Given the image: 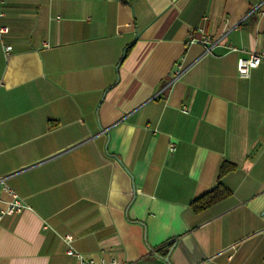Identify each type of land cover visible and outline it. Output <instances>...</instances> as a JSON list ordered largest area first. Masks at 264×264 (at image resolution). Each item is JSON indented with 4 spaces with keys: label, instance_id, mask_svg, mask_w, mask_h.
Returning <instances> with one entry per match:
<instances>
[{
    "label": "crops",
    "instance_id": "crops-1",
    "mask_svg": "<svg viewBox=\"0 0 264 264\" xmlns=\"http://www.w3.org/2000/svg\"><path fill=\"white\" fill-rule=\"evenodd\" d=\"M260 1L4 0L0 264H264Z\"/></svg>",
    "mask_w": 264,
    "mask_h": 264
},
{
    "label": "built area",
    "instance_id": "built-area-1",
    "mask_svg": "<svg viewBox=\"0 0 264 264\" xmlns=\"http://www.w3.org/2000/svg\"><path fill=\"white\" fill-rule=\"evenodd\" d=\"M257 8L260 10L261 13H264V0H261L260 3L257 5ZM6 15V12L4 10V0H0V36L3 35L5 32L8 31V27L3 23V19ZM205 41L209 43H213V41L209 38L206 37ZM212 45L208 48V50H212ZM13 47L12 45H6L5 46V53L7 55L10 54L12 51ZM232 50H238L237 47L233 46L231 47ZM263 58V53H257V52H252L250 53L249 56L247 57H240L238 59L237 63V68H238V73L242 77H247L250 75V72L253 68L257 67ZM184 111L187 109L184 108ZM170 149L174 150L175 145L171 144ZM5 189L10 192L12 195V200L7 203V206L1 210V215L4 213L8 214H13L22 211V209L25 207L24 202L22 199L14 192L10 187H8L5 183V177L0 176V190ZM71 235H68V239L71 240ZM70 255H73L77 257L82 264H104V260H96L93 258H88L86 257L83 253L75 250L74 248H69L67 251ZM204 264V263H201Z\"/></svg>",
    "mask_w": 264,
    "mask_h": 264
},
{
    "label": "trees",
    "instance_id": "trees-1",
    "mask_svg": "<svg viewBox=\"0 0 264 264\" xmlns=\"http://www.w3.org/2000/svg\"><path fill=\"white\" fill-rule=\"evenodd\" d=\"M235 168L236 164L234 163L228 161H224L222 163L217 185L191 201V207L195 212L206 209L213 204L227 198L231 194V190L223 184L222 178L226 173L234 170Z\"/></svg>",
    "mask_w": 264,
    "mask_h": 264
},
{
    "label": "water",
    "instance_id": "water-1",
    "mask_svg": "<svg viewBox=\"0 0 264 264\" xmlns=\"http://www.w3.org/2000/svg\"><path fill=\"white\" fill-rule=\"evenodd\" d=\"M166 261H170L169 257H168V258H166Z\"/></svg>",
    "mask_w": 264,
    "mask_h": 264
}]
</instances>
